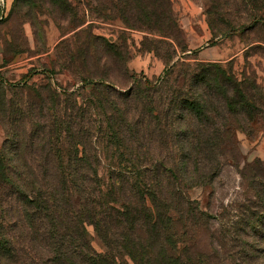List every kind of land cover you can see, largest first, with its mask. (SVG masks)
<instances>
[{
  "label": "trees",
  "instance_id": "trees-1",
  "mask_svg": "<svg viewBox=\"0 0 264 264\" xmlns=\"http://www.w3.org/2000/svg\"><path fill=\"white\" fill-rule=\"evenodd\" d=\"M145 16L148 20V13ZM156 30L164 33L169 28L162 24ZM182 66L191 67L178 60L163 86L152 91L147 80L135 93V89L120 91L106 78L89 76L82 79L80 90L91 89L81 97L48 90L44 102L35 86L24 92L32 101L30 131L17 133L15 128L16 134L7 137L0 149V200L1 204L15 200L28 249L18 247L17 237L10 235L0 216V264H120L119 256L132 264H234L250 252L256 259L264 257L260 162L247 165L242 173L249 195L237 206L241 213L237 237L212 231L210 216L192 208L184 192L210 185L218 170L200 168L199 163L202 158L215 162L231 146L232 127L210 118L216 121L224 109L237 113V118L245 113L251 120L257 107L247 94L255 87L246 79L233 80L220 65L203 63L193 65L180 85L172 78ZM190 84L200 92L230 89L237 100L216 101L212 93L188 96L184 90ZM165 91L158 108L149 93L160 92L164 98ZM15 110L23 115L21 107ZM211 110L217 115L210 117ZM44 111L48 120L39 123L35 115ZM155 144L175 147L172 166L164 164L171 160L167 155L142 152ZM28 157L58 161L61 166L20 167ZM103 160L109 163L104 175ZM152 160L159 165L147 163ZM189 162L195 165L190 168ZM248 168L256 172L249 179ZM87 227L93 228L104 254L93 249ZM211 239L217 248L209 244Z\"/></svg>",
  "mask_w": 264,
  "mask_h": 264
},
{
  "label": "rangeland",
  "instance_id": "rangeland-1",
  "mask_svg": "<svg viewBox=\"0 0 264 264\" xmlns=\"http://www.w3.org/2000/svg\"><path fill=\"white\" fill-rule=\"evenodd\" d=\"M126 23L135 28H127ZM162 24L169 30H156ZM178 60L191 66L176 69L172 79L180 85L183 76L193 72V65L203 63L220 65L233 80L246 79L255 87L247 94L257 107L251 120L245 113L237 118V113L224 109L218 112L221 116L213 110L207 113L217 115L216 121L210 118L214 123L232 127V143L215 162L202 158L199 163L200 168H217L212 183L184 191L192 208L210 216L212 231L237 237L241 215L237 206L245 204L249 195L242 173L255 161L264 168V0H15L11 5L0 0V149L7 137L16 134L15 128L17 133L30 131L32 101L24 92L31 87L35 86L44 102L49 99L48 90L88 95L90 87L85 92L80 89L82 79L89 76L93 80L106 78L120 91L135 89V93L147 80L153 85L152 91L163 86L166 74ZM184 91L188 96L212 93L216 101L222 97L237 100L230 89L224 93L213 87L200 92L190 84ZM149 94L161 108L167 91L164 98L160 92ZM20 107L23 115L15 113ZM46 116L47 111L36 113V121L45 123ZM143 150L155 157H171L164 162L168 166L176 156L175 147L169 144ZM147 163L159 165L154 160ZM108 165L107 160L100 163L102 175ZM188 165L192 168L195 164ZM19 166L56 169L61 163L28 157ZM255 175L248 168L247 179ZM0 216L10 235L17 237L18 247L28 249L14 199H5L2 204L0 200ZM87 231L93 249L104 254L106 249L93 228L87 227ZM209 244L217 248L213 239ZM231 244L227 242L229 249ZM118 261L132 264L126 257L119 256ZM234 264H264V257L256 259L250 252L244 261L237 259Z\"/></svg>",
  "mask_w": 264,
  "mask_h": 264
},
{
  "label": "crops",
  "instance_id": "crops-1",
  "mask_svg": "<svg viewBox=\"0 0 264 264\" xmlns=\"http://www.w3.org/2000/svg\"><path fill=\"white\" fill-rule=\"evenodd\" d=\"M12 2H13V0H7V3H8L9 5H11Z\"/></svg>",
  "mask_w": 264,
  "mask_h": 264
}]
</instances>
